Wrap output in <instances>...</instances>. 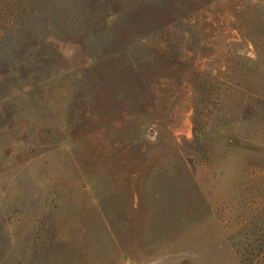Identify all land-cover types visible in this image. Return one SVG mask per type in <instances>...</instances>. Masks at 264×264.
Listing matches in <instances>:
<instances>
[{
	"label": "rangeland",
	"instance_id": "rangeland-1",
	"mask_svg": "<svg viewBox=\"0 0 264 264\" xmlns=\"http://www.w3.org/2000/svg\"><path fill=\"white\" fill-rule=\"evenodd\" d=\"M0 264H264V0H0Z\"/></svg>",
	"mask_w": 264,
	"mask_h": 264
}]
</instances>
